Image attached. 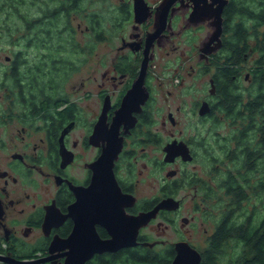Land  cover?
<instances>
[{
  "label": "flooded vegetation",
  "instance_id": "1",
  "mask_svg": "<svg viewBox=\"0 0 264 264\" xmlns=\"http://www.w3.org/2000/svg\"><path fill=\"white\" fill-rule=\"evenodd\" d=\"M85 1L59 0L52 9L71 22L72 10L85 17ZM104 1V51L74 68L73 91L42 88L36 96L8 99L2 110L0 264H59L74 231L76 249H93L84 264H126L133 254L147 262L165 256L171 264L178 241L200 252V264H222L231 240L252 249L236 233L264 230L255 209L238 217L261 184L254 172L264 159V103L258 112L255 107L264 97L257 77L264 68V24L250 18L241 36V18L227 12L230 0L221 29L214 17L190 19L197 0ZM97 15L90 12L87 20ZM112 174L124 201L116 197L113 206L109 194L93 195V202L81 196L95 182L102 193ZM168 198L178 206L160 207L133 229V216ZM189 198L207 224L201 246L192 241L198 217L180 215ZM78 201L72 216L69 207ZM114 208L132 219L123 230L137 232L135 243L116 250ZM170 230L175 239L166 237Z\"/></svg>",
  "mask_w": 264,
  "mask_h": 264
},
{
  "label": "rangeland",
  "instance_id": "2",
  "mask_svg": "<svg viewBox=\"0 0 264 264\" xmlns=\"http://www.w3.org/2000/svg\"><path fill=\"white\" fill-rule=\"evenodd\" d=\"M28 1L29 27L32 31L27 28L15 29L14 40L9 41L7 33L3 29L0 30V119L4 116L2 110L5 109L6 111L7 109L8 99L22 100L33 93L36 96V94L41 93L42 88L47 93L53 94H61L64 91L72 92L75 79L74 68L89 66L90 59H88V56L95 54L96 51H104L105 47V42L100 39L99 35L108 26L109 10L104 0H86L83 3L88 5L85 17L82 18L84 11L72 10L71 22L67 20L70 18L69 16L60 15L57 22L51 26L49 17H46L44 12L48 13L49 9L59 5V0ZM253 6L256 8L257 4H253ZM94 11L98 14L97 19H94L96 21L87 20L89 18L88 14ZM78 14L81 17L74 16ZM79 19L83 21L78 29ZM33 20L35 21L33 22ZM33 24L38 25L35 27ZM86 24H90L92 27L90 32L81 30ZM37 28H41L43 31L38 32ZM48 29L51 30L50 34L47 32ZM260 29L264 31V27ZM38 39H44V41L37 42ZM91 46L95 52L92 50L93 52L88 53L86 50ZM20 52L22 54H18ZM12 58L17 60L14 65L11 61ZM14 71L20 79L19 82H15L11 77ZM55 85H58V87L56 88ZM256 169L254 172L255 183L257 184L260 181L261 184L257 187L254 186L255 192L253 194L251 192L252 195L242 203L241 209H238L240 219L242 213L251 214L254 209L257 218L264 216V159L258 162ZM192 205V200L187 199L180 215L195 214L198 217V225L193 227L192 241L201 246L200 244L205 243L204 228L207 224L202 223L204 213L197 212V208L193 209ZM213 217L217 218L216 215ZM177 236L178 234L174 230H170L166 235L171 239H175ZM249 252H251L249 248L244 251L241 241L231 240L226 248L225 255H221L220 261L222 264H230L235 260L236 262L233 264H241L245 257L249 256Z\"/></svg>",
  "mask_w": 264,
  "mask_h": 264
},
{
  "label": "water",
  "instance_id": "3",
  "mask_svg": "<svg viewBox=\"0 0 264 264\" xmlns=\"http://www.w3.org/2000/svg\"><path fill=\"white\" fill-rule=\"evenodd\" d=\"M228 1L229 0H197L198 3H196V6L194 10L192 11L190 19L193 21H199L200 19L214 17L215 18L214 24H216V27L218 29H221L222 12H223L225 5L228 3ZM114 154H112V156ZM108 179L109 180L107 181V186L104 190L102 189L103 190L102 193H100L99 191V188H101V186L97 182H95L93 183V186L91 184L89 187L82 190L81 196H86V199H89V197H92L90 201L93 202V195L98 196L101 194L103 195L109 194L108 196L112 197L113 206H115V204L118 202L116 199L119 197H121V201H124L123 196L125 195L121 191V188L118 185L114 174H112V177L111 175H109ZM95 186L98 188L96 191L94 189ZM81 202L82 201L80 202L78 201L70 205L69 207L70 215L73 216L76 214L77 211H79L78 206L80 205ZM178 202H179L178 200H175L173 198L164 199L152 211L142 213L136 217L133 216V225H134L133 229H136L137 231L138 227L145 224L150 219L151 216L155 215V213L160 207H165V206L177 207ZM169 203H172V204H169ZM122 213H119L116 210V208H114L113 233H112L113 234V238H112L113 250H116L118 247L128 245V244H133L136 242L135 239H136L137 232L131 231L130 233H127V229L123 230V228L127 227V223L130 222V220L132 219ZM87 217L89 219V215ZM120 223L122 224L121 225L122 229L120 225L118 226V224ZM74 235H75V231L69 236V238H67V242H68L67 245L70 247V249L66 252L67 256H66L65 261L60 262L59 264H84L85 260L92 254L93 252L92 248H89L86 251L76 249V246L74 244ZM55 248H57V246H55ZM176 248L178 252H177V255L174 257V260L171 264H200L201 262L200 252L195 247L191 246L188 242L178 241Z\"/></svg>",
  "mask_w": 264,
  "mask_h": 264
},
{
  "label": "trees",
  "instance_id": "4",
  "mask_svg": "<svg viewBox=\"0 0 264 264\" xmlns=\"http://www.w3.org/2000/svg\"><path fill=\"white\" fill-rule=\"evenodd\" d=\"M29 1L28 0H0V30L3 29L8 37L9 41L14 40V33L15 29L21 30L23 28L30 29V19L28 18V10H29ZM34 3V2H32ZM257 4L256 9L253 10V4ZM56 8V7H55ZM232 11V13L237 14L242 22L240 26V33L241 36H244L245 32L244 29L248 28V20L252 17L257 18L258 25L264 24V0H230V4L227 8V12ZM47 15L50 20V26L52 24H55L58 20L56 9H49L48 13L44 12V15ZM35 20H33L34 22ZM36 23V22H35ZM38 25V24H36ZM33 24V26L37 27ZM38 32L43 31L41 28H37ZM48 34L51 33V30H47ZM247 34V32H246ZM44 41V39H38L37 42ZM263 43L264 49V39L261 40ZM22 54V52L18 53ZM263 63V61H262ZM15 69V68H14ZM11 77L15 80V82H19V77L15 74V71L12 73ZM258 82L262 84V87L264 88V68L260 69L258 71ZM264 103V97L260 99L257 98L256 102V112L259 110V105H261L260 102ZM259 106V107H257ZM252 113H255L252 111ZM262 228L257 229H251L248 230L247 233L238 230L237 236L239 239H242L245 241L246 245L254 243L251 254L253 255L251 259L246 261V264H264V230L261 232ZM264 229V226H263ZM170 256V255H169ZM168 256V258H169ZM129 260L126 262V264H167L168 259H166L165 256H162L163 258L159 259V262L154 261L153 259L148 261L149 257L147 256H129ZM204 264V263H203ZM214 264V263H209Z\"/></svg>",
  "mask_w": 264,
  "mask_h": 264
}]
</instances>
